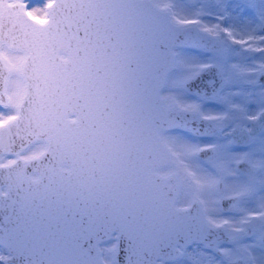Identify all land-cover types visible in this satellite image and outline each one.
Instances as JSON below:
<instances>
[{
    "label": "snow or ice",
    "instance_id": "snow-or-ice-1",
    "mask_svg": "<svg viewBox=\"0 0 264 264\" xmlns=\"http://www.w3.org/2000/svg\"><path fill=\"white\" fill-rule=\"evenodd\" d=\"M0 264H264V0H0Z\"/></svg>",
    "mask_w": 264,
    "mask_h": 264
}]
</instances>
